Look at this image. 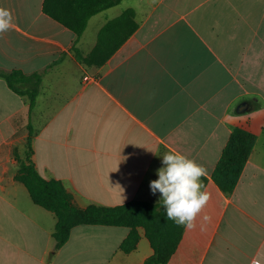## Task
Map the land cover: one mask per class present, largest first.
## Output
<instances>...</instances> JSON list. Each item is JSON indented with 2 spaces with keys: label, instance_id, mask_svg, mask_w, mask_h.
Masks as SVG:
<instances>
[{
  "label": "crops",
  "instance_id": "1",
  "mask_svg": "<svg viewBox=\"0 0 264 264\" xmlns=\"http://www.w3.org/2000/svg\"><path fill=\"white\" fill-rule=\"evenodd\" d=\"M44 3L0 0L14 24L0 34V71L43 75L33 111L0 78V264H145L154 249L143 228L131 253L121 249L131 229L103 225L74 227L56 249V215L33 206L17 175L31 160L82 209L162 204L149 185L170 151L207 169L210 200L168 264H264V0H123L81 38ZM110 23L116 51L80 61L75 47L91 54ZM236 128L256 142L228 194L214 173Z\"/></svg>",
  "mask_w": 264,
  "mask_h": 264
},
{
  "label": "trees",
  "instance_id": "2",
  "mask_svg": "<svg viewBox=\"0 0 264 264\" xmlns=\"http://www.w3.org/2000/svg\"><path fill=\"white\" fill-rule=\"evenodd\" d=\"M122 1L45 0L44 12L81 38L93 16L120 4ZM133 13V10H129L128 15H133ZM111 25L110 23L104 28L99 45L88 56H83L81 51L75 47L76 56L80 61L88 65H102L112 56L120 43L113 45L105 40V32ZM136 27V24L130 27L127 37ZM0 78H4L9 87L17 94L28 96L31 111H33L40 95L43 75L40 73L27 75L23 71L14 70L0 71ZM28 130V148L31 150L34 138L31 122ZM255 142L256 136L253 133L243 128L234 129L214 173L216 184L224 192L229 194L236 188ZM29 161V164L21 166L17 180L26 185L36 205L56 215L57 224L54 233L56 249H61L68 242L74 227L103 225L131 229L130 234L121 245V249L126 253H131L137 248L140 240L139 228H143L154 249L153 256L147 259L145 264H168L176 253L183 238L184 227L167 219L163 204L133 201L119 207L91 205L82 209L74 204L72 195L63 182L45 179L40 175L35 164L31 160Z\"/></svg>",
  "mask_w": 264,
  "mask_h": 264
},
{
  "label": "clouds",
  "instance_id": "3",
  "mask_svg": "<svg viewBox=\"0 0 264 264\" xmlns=\"http://www.w3.org/2000/svg\"><path fill=\"white\" fill-rule=\"evenodd\" d=\"M14 27L11 10L0 7V34ZM158 178L150 181L153 194H161L166 217L178 226L194 228L196 218L210 200L202 178L207 169L196 160L178 151H170L162 157ZM207 219V217H205Z\"/></svg>",
  "mask_w": 264,
  "mask_h": 264
},
{
  "label": "rangeland",
  "instance_id": "4",
  "mask_svg": "<svg viewBox=\"0 0 264 264\" xmlns=\"http://www.w3.org/2000/svg\"><path fill=\"white\" fill-rule=\"evenodd\" d=\"M33 206H37L33 203ZM43 212H47L50 216H52V213H49L48 211H46V209L44 210L43 208L41 209Z\"/></svg>",
  "mask_w": 264,
  "mask_h": 264
},
{
  "label": "built area",
  "instance_id": "5",
  "mask_svg": "<svg viewBox=\"0 0 264 264\" xmlns=\"http://www.w3.org/2000/svg\"><path fill=\"white\" fill-rule=\"evenodd\" d=\"M93 78H91V77H86L85 78V80H86V82H89V81H91Z\"/></svg>",
  "mask_w": 264,
  "mask_h": 264
}]
</instances>
